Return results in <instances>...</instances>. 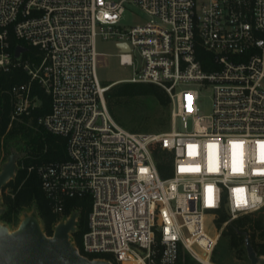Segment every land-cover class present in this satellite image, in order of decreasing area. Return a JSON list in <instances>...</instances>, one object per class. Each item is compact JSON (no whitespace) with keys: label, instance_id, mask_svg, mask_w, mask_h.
<instances>
[{"label":"built area","instance_id":"built-area-1","mask_svg":"<svg viewBox=\"0 0 264 264\" xmlns=\"http://www.w3.org/2000/svg\"><path fill=\"white\" fill-rule=\"evenodd\" d=\"M129 5L145 18L127 27ZM11 37L33 55L17 44L25 51L14 57ZM98 38L114 41L119 65L140 60L120 81L166 92L167 131L133 133L113 119L97 76ZM17 69L28 80L5 91L10 121L40 104L36 84L50 100L37 124L65 141L62 160L34 167L56 224L72 214L68 199H89L81 248L71 241L82 257L177 264L182 248L202 264L192 246L209 259L229 221L264 208V0H0V72ZM199 89L211 92L209 115L199 113ZM221 213L220 232L207 234L203 218Z\"/></svg>","mask_w":264,"mask_h":264},{"label":"trees","instance_id":"trees-1","mask_svg":"<svg viewBox=\"0 0 264 264\" xmlns=\"http://www.w3.org/2000/svg\"><path fill=\"white\" fill-rule=\"evenodd\" d=\"M17 44L23 43L11 37L10 50L12 51ZM25 48L24 57L28 56L27 53L32 51L27 45H25ZM27 80L28 76L18 69L9 74L0 72V152L3 150L9 156L16 148H19L18 152L22 153L20 157H15V162L18 164V167L15 169V175L2 188L0 222L4 225H17L21 221V218L26 216L28 209L41 222L43 232L47 236H51L53 228L57 223V215L51 211L49 201L41 190L40 180L34 167L43 162L62 160L65 154V141L61 137L47 133L37 124V118L49 112L50 100L36 84L33 85L32 93L38 96L40 104L31 111L30 115L22 116L21 123L10 121L11 101L5 91L12 84ZM143 95L154 96L163 107L167 108L170 104L169 97L162 88L148 83L130 82H122L107 89L105 92V101L109 112L113 114L114 105L119 101L125 98ZM168 120L169 112L163 117L162 121L165 123ZM28 121L30 123L26 126V122ZM165 130L167 129L163 128L159 131L162 132ZM21 143L22 146L18 147L17 145ZM166 158V153L156 147L154 150V159L162 178H167L171 175L170 165L165 160ZM29 167L32 168L30 171L28 170ZM7 188L10 189L9 194L4 193V190ZM80 200L78 198L68 199L64 205L65 214L70 212H77L78 214L75 224L76 229L71 232L72 241L75 246H77L82 235L81 225L83 213L87 212L90 208L88 198L83 199L85 201L83 204L80 203ZM252 214H246L229 221L220 233V237L226 236L228 238V250L232 251L237 258L244 261H247L244 248L245 235L249 236L257 255L264 253V243H257L255 241V235L251 232V230L264 229V225H262L260 220H252ZM226 220L227 216L221 213L215 221L218 231L222 223ZM223 249L218 238L209 261L214 264H221L223 256L219 252ZM106 258L108 257L106 256ZM195 261L188 252L179 248V261L177 264H200Z\"/></svg>","mask_w":264,"mask_h":264},{"label":"rangeland","instance_id":"rangeland-1","mask_svg":"<svg viewBox=\"0 0 264 264\" xmlns=\"http://www.w3.org/2000/svg\"><path fill=\"white\" fill-rule=\"evenodd\" d=\"M144 18H145L144 14L138 8L129 5L127 6L124 14L121 17V23L129 27L134 24H139ZM95 49L98 53L97 76L100 82L104 86H107V89L119 83L125 82L120 80L130 79L133 76L134 71L140 68L139 59L137 60L135 59L133 61V66L119 65L117 58L118 50L115 47L113 40H102L98 38L95 42ZM27 55L32 56L33 52L30 51L27 53ZM116 81H120V82L115 83ZM211 102L212 99H211L210 90L199 89L196 105L198 107L200 115H209L211 113ZM170 106L171 104H169L167 108L161 106L157 101V99L152 95L136 96L132 98H125L124 100L119 101L117 104H115L113 108L114 113L111 115L113 119L121 127H123L124 129L130 132L156 134V133H161L159 130L163 128L167 130L169 129L170 114H169V120L167 122L164 123L162 119L164 116L168 114V112L170 113ZM15 122L21 123L22 118ZM29 123L30 121L26 122V126H28ZM176 127L178 130H180V124H177ZM17 146L21 147L22 143L18 144ZM18 150L19 148H16L13 152L16 153L17 157H20L22 153L18 152ZM7 157L8 155L5 153V151L2 150L0 152V171L3 165L6 163ZM17 167L18 164L15 162V169ZM4 193L9 194L10 189L9 188L5 189ZM2 194L3 192L1 191V196ZM84 202L85 201L83 199L80 200L81 204H83ZM88 213L89 210L83 213L82 225H81L82 234L87 230L88 227ZM28 215H31V211L27 209L26 216ZM251 218L252 220H257V221L260 220L262 222V225H264V209L253 213ZM0 224L4 225L1 222ZM4 226H6L10 231H13L16 229L18 224L17 225L9 224ZM75 229H76V225H75ZM204 230L207 234L211 236L220 232V230L218 231L216 227V222L212 220V218L209 215H205L204 217ZM251 232H253V234L255 235V241L257 243H264V229L251 230ZM219 239L222 244V248H224L223 250H220L221 253L219 252V254L223 256L221 264H249L248 261H244L242 259L237 258L232 251L228 250L227 248L228 238L226 236H221V237L219 236ZM70 241H72L71 234H70ZM81 246H82V235L80 237L79 242L77 243V248L80 249ZM194 246H192V248L197 253V256H200L202 258H207L206 256L203 255L201 251L197 249V247ZM260 255L264 256V253L259 254L257 256ZM127 264H134V263L127 262ZM259 264H264V259H262Z\"/></svg>","mask_w":264,"mask_h":264},{"label":"water","instance_id":"water-1","mask_svg":"<svg viewBox=\"0 0 264 264\" xmlns=\"http://www.w3.org/2000/svg\"><path fill=\"white\" fill-rule=\"evenodd\" d=\"M118 46L128 50L125 45ZM24 51V47L17 46L14 57ZM15 157L16 153H11L0 171V198L2 188L15 174ZM77 216L73 212L64 222L56 224L51 236L43 232L39 220L32 214L22 218L13 231L0 224V264H111L105 260H89L78 253L70 241ZM244 248L249 264H258L260 258L248 235L244 238Z\"/></svg>","mask_w":264,"mask_h":264},{"label":"bare ground","instance_id":"bare-ground-1","mask_svg":"<svg viewBox=\"0 0 264 264\" xmlns=\"http://www.w3.org/2000/svg\"><path fill=\"white\" fill-rule=\"evenodd\" d=\"M194 247H197V246H194ZM198 259L201 261L202 264H213L208 260V258H202V257L198 256ZM125 264H127V263H125Z\"/></svg>","mask_w":264,"mask_h":264}]
</instances>
